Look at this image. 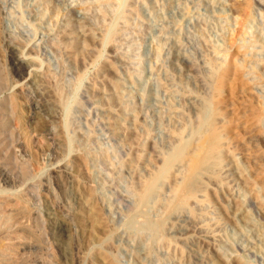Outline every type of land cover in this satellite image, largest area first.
<instances>
[{
    "label": "rangeland",
    "instance_id": "obj_1",
    "mask_svg": "<svg viewBox=\"0 0 264 264\" xmlns=\"http://www.w3.org/2000/svg\"><path fill=\"white\" fill-rule=\"evenodd\" d=\"M0 264H264V0H0Z\"/></svg>",
    "mask_w": 264,
    "mask_h": 264
},
{
    "label": "bare ground",
    "instance_id": "obj_2",
    "mask_svg": "<svg viewBox=\"0 0 264 264\" xmlns=\"http://www.w3.org/2000/svg\"><path fill=\"white\" fill-rule=\"evenodd\" d=\"M16 62L18 65H21V61L17 60ZM217 75L218 74L216 73L215 76ZM203 133L197 143L190 144L186 147H180L178 150L181 153L180 160L186 159L188 161V167L181 184L176 189L174 205H182L184 203L185 197L192 195L197 183H199L197 182V175L200 171L207 170L212 166L214 167V165H217L220 161V134L214 127L212 118L209 120L207 129ZM148 186L149 183L145 182L143 188L146 190L148 189Z\"/></svg>",
    "mask_w": 264,
    "mask_h": 264
}]
</instances>
